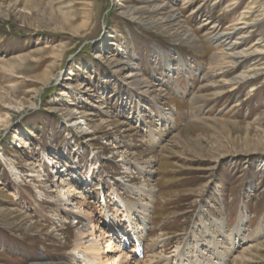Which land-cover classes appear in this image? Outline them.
<instances>
[{
    "label": "rangeland",
    "instance_id": "374dc122",
    "mask_svg": "<svg viewBox=\"0 0 264 264\" xmlns=\"http://www.w3.org/2000/svg\"><path fill=\"white\" fill-rule=\"evenodd\" d=\"M262 4L0 0V264H264Z\"/></svg>",
    "mask_w": 264,
    "mask_h": 264
},
{
    "label": "bare ground",
    "instance_id": "6f19581e",
    "mask_svg": "<svg viewBox=\"0 0 264 264\" xmlns=\"http://www.w3.org/2000/svg\"><path fill=\"white\" fill-rule=\"evenodd\" d=\"M260 11L262 12V14H264V4H262ZM241 28H243V27H239V28L236 27V28H234V31L239 30ZM227 34L228 33L216 34L213 36V40L216 43L217 42L221 43V42L226 40ZM237 44H239L238 41L233 42V46H235ZM229 48H231L230 50H232L235 47H229ZM232 52H233V50H232ZM237 55H239V53H237ZM261 69H262V67H261ZM254 74H256V73H254ZM246 77L247 76L240 75L236 78V82H242L246 79ZM14 174H15V179L19 180L20 179L19 172H15ZM84 181H87V178L84 179ZM32 184H35V185H32L34 188H35V186H37V187L39 186L36 183H32ZM55 192H56V194L59 195V200L61 201L60 205H61L62 209L65 211V213L68 214L69 216L70 215L73 216V218L76 219L75 220V226H74V228L76 230V236L78 239V243L76 244V246H77L76 249H79L83 245L84 249L82 251L85 253V254H81L79 257V259L82 261V264H124V261H125L124 259L126 257L123 256L124 253H122V252L118 256H115V258H113V260L111 259L112 261H109V259L107 258V255H106V250H104V248H105V246H108V247H110V246H109V244H105V246H104L105 242H104V239H103L101 232L100 231L98 232L97 223H95V221L89 215L84 213L83 210H81L80 212H77L76 214H72L74 211H72V209L69 206L71 204L70 199H69V193L70 192H68L67 189L64 188L63 186H61ZM70 194H73V193H70ZM121 207L125 213L124 218L128 217V214H130V212H131L130 206L126 205L125 202L124 203L122 202ZM106 217L108 220L107 225H106V228H107L106 230H108L109 232H112L113 233L112 236H114V231L116 228L114 226V222L111 220L108 213H107ZM118 233H122L121 238H123V239L125 238V234L123 232H121V231L119 232L117 230V234ZM76 251L78 252V250H76Z\"/></svg>",
    "mask_w": 264,
    "mask_h": 264
}]
</instances>
